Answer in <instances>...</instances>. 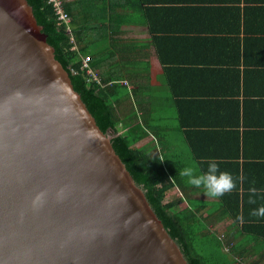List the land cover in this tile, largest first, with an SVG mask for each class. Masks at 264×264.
Instances as JSON below:
<instances>
[{
    "label": "crops",
    "instance_id": "crops-1",
    "mask_svg": "<svg viewBox=\"0 0 264 264\" xmlns=\"http://www.w3.org/2000/svg\"><path fill=\"white\" fill-rule=\"evenodd\" d=\"M66 4L75 48L90 59L102 88L116 86L118 132L139 137L136 147L166 151L177 174L165 196L177 198L166 202L199 216L250 264H264V217L249 215L264 204V0ZM211 158L238 178L222 197L178 175L186 162L206 170ZM253 180L258 196L250 205Z\"/></svg>",
    "mask_w": 264,
    "mask_h": 264
},
{
    "label": "water",
    "instance_id": "water-1",
    "mask_svg": "<svg viewBox=\"0 0 264 264\" xmlns=\"http://www.w3.org/2000/svg\"><path fill=\"white\" fill-rule=\"evenodd\" d=\"M0 264H187L27 0H0Z\"/></svg>",
    "mask_w": 264,
    "mask_h": 264
},
{
    "label": "trees",
    "instance_id": "trees-1",
    "mask_svg": "<svg viewBox=\"0 0 264 264\" xmlns=\"http://www.w3.org/2000/svg\"><path fill=\"white\" fill-rule=\"evenodd\" d=\"M27 2L37 25L41 27V33L54 48L55 60L69 73L75 90L81 95L100 129L110 135L113 149L143 191L146 201L169 237L178 245L187 264H250L236 255V249L228 244L222 245L199 216L191 212L172 211L178 201L165 202V196L168 190L177 186V174L168 166L164 157L157 155L156 147H136L139 137L129 131L118 132L120 117L117 115V101L112 95V92H116V86L102 88L101 84L87 83L85 73L81 71L82 59L86 55L75 48L76 39L72 28L68 31L66 25H58L54 11L46 0ZM65 7L70 14L68 4ZM102 82L107 83L104 79ZM170 89L176 95L174 86L171 85ZM197 243L206 245L214 254H210V258L204 256L197 250ZM224 246L229 248L225 249Z\"/></svg>",
    "mask_w": 264,
    "mask_h": 264
},
{
    "label": "clouds",
    "instance_id": "clouds-1",
    "mask_svg": "<svg viewBox=\"0 0 264 264\" xmlns=\"http://www.w3.org/2000/svg\"><path fill=\"white\" fill-rule=\"evenodd\" d=\"M178 175L185 179L188 186L203 188L204 194L210 197H222L231 193L237 187V177L232 172L221 169L220 164L215 158H211L207 162L206 170H202L196 162H186L185 165L178 170ZM249 187L248 203L255 205L257 203L258 191L255 181L251 182ZM39 199V197H38ZM249 215L256 217H264V204L252 208Z\"/></svg>",
    "mask_w": 264,
    "mask_h": 264
},
{
    "label": "built area",
    "instance_id": "built-area-1",
    "mask_svg": "<svg viewBox=\"0 0 264 264\" xmlns=\"http://www.w3.org/2000/svg\"><path fill=\"white\" fill-rule=\"evenodd\" d=\"M46 3L52 8V11H54L58 25H66L67 30L71 31L72 19L65 7L67 0H46ZM81 71L85 73L87 83L101 84L97 75L90 68V59L88 57L82 59ZM73 72L76 73L75 70H73Z\"/></svg>",
    "mask_w": 264,
    "mask_h": 264
},
{
    "label": "rangeland",
    "instance_id": "rangeland-1",
    "mask_svg": "<svg viewBox=\"0 0 264 264\" xmlns=\"http://www.w3.org/2000/svg\"><path fill=\"white\" fill-rule=\"evenodd\" d=\"M157 155L161 156L162 158L165 157L166 155V151L164 149H162V147H160L159 149H157L156 151ZM168 193V192H167ZM172 198H177V194H172L168 197L165 198V202L169 199H172ZM176 210H178V208L176 207ZM172 211H175L174 208H172ZM196 248L197 250H200V253L203 254L204 256L210 258V254L213 255L214 253L208 249V247H206V245H202L200 243H197L196 244Z\"/></svg>",
    "mask_w": 264,
    "mask_h": 264
}]
</instances>
